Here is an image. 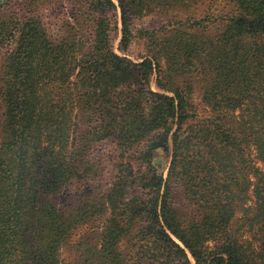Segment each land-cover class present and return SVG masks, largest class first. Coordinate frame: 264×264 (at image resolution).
<instances>
[{"label":"trees","instance_id":"1","mask_svg":"<svg viewBox=\"0 0 264 264\" xmlns=\"http://www.w3.org/2000/svg\"><path fill=\"white\" fill-rule=\"evenodd\" d=\"M146 1L118 0L123 55L110 37L112 0H74L89 41L75 27L52 41L37 18L2 19L0 4V264H62L65 239L95 220L94 243L66 264H192L189 254L194 264H264V0H230L215 32L210 14L187 19L149 38L134 62L127 15ZM196 75L207 115L192 100ZM104 142L120 160L108 186L63 205L74 181L97 174L94 147ZM157 150L171 155L166 178ZM176 189L197 212L176 207Z\"/></svg>","mask_w":264,"mask_h":264},{"label":"rangeland","instance_id":"2","mask_svg":"<svg viewBox=\"0 0 264 264\" xmlns=\"http://www.w3.org/2000/svg\"><path fill=\"white\" fill-rule=\"evenodd\" d=\"M31 1L30 5L29 2ZM117 9V30L112 29L110 37L113 42V51L119 55H123L118 46L121 38V12L118 5V0H112ZM153 0H147L146 4H153ZM0 4L3 10L2 19L17 18L23 16H30L37 18L44 25L48 37L52 41L60 40L65 33L73 31L72 27L77 29L78 37L89 41L91 35L89 34V26L84 24L83 27L78 28L73 18V5L74 0H0ZM27 4V7H26ZM147 6V9H143L138 13H128L127 18L132 28V34L134 35L131 44L128 48V54L130 60L139 62L136 59L137 55L143 54L146 49V42L149 38L161 36L164 32L171 28H177L181 26V23L190 19L192 23L198 24V21L210 14L216 21H211L209 31L215 32L221 25L220 17L222 14L232 10L233 3L230 0H186L175 4H162L158 8H152ZM152 8V9H151ZM211 17V18H212ZM195 30H200V25H195ZM7 55L6 50L0 51V97L2 86V60ZM194 81V90L192 92V100L196 105L198 111L201 114L207 115L208 109L202 101L201 90V78L196 75L191 78ZM152 89L154 88V76L150 80ZM3 120V101L0 99V126ZM93 155L99 158L101 164L100 169H97L96 175H91L88 180L74 181L65 191L60 195L59 202L64 205L76 206L81 201L85 202L87 198H93L100 195L108 186L109 180L113 174H115V164H119L120 160L114 152V145L104 142L96 145ZM250 159L251 163L262 169L261 161L256 157L255 149L250 147ZM171 155L166 156L161 150H157L154 156V163L158 172L162 173L163 178H166L168 167L170 165ZM250 180L254 181V177L250 174ZM253 185H250V189L247 191V199L242 206H253L254 195ZM176 207L180 208L184 214L190 215L197 212L195 206L190 205L176 189L173 196ZM235 212V218L240 217L243 213L242 210L237 207ZM244 215V214H243ZM233 222V220H232ZM242 221L235 222V226L240 225ZM99 221H93L87 224H83L74 229L69 236L65 239L61 245L58 254L59 260L62 264L66 263H78L80 262L79 255L81 252L86 254V249L89 245L92 246V236L94 230L97 229ZM243 232L244 238H249L250 232L249 226H239ZM79 242H82L79 245ZM190 262L194 264L192 257L189 254Z\"/></svg>","mask_w":264,"mask_h":264}]
</instances>
